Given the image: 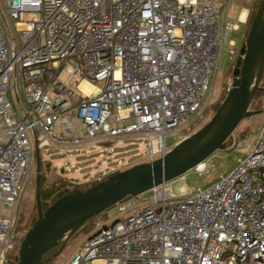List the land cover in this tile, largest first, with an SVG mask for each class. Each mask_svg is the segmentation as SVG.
<instances>
[{"label":"built area","instance_id":"1","mask_svg":"<svg viewBox=\"0 0 264 264\" xmlns=\"http://www.w3.org/2000/svg\"><path fill=\"white\" fill-rule=\"evenodd\" d=\"M0 3L3 264L34 144L76 149L137 136L145 140L144 163L163 157L171 133L204 120L217 45L231 53L229 35L240 22L235 15L221 23L232 0ZM19 76L26 110L18 106ZM227 147L241 151L242 143L231 136ZM211 167L208 158L191 171L206 175ZM186 174L146 192L145 202L117 204L120 217L97 223L68 264H264V124L213 184L188 191Z\"/></svg>","mask_w":264,"mask_h":264},{"label":"water","instance_id":"2","mask_svg":"<svg viewBox=\"0 0 264 264\" xmlns=\"http://www.w3.org/2000/svg\"><path fill=\"white\" fill-rule=\"evenodd\" d=\"M264 62V0L261 1L247 36L241 44L232 71L230 87L210 120L184 137L161 158L137 164L110 175L85 191L64 190L40 210V154H35V206L37 219L20 240L14 264H40L42 255L62 243L51 256L62 251L66 240L86 221L119 203L191 171L215 152L224 150L239 124L252 114L249 108L259 90Z\"/></svg>","mask_w":264,"mask_h":264},{"label":"rangeland","instance_id":"3","mask_svg":"<svg viewBox=\"0 0 264 264\" xmlns=\"http://www.w3.org/2000/svg\"><path fill=\"white\" fill-rule=\"evenodd\" d=\"M1 1V0H0ZM233 5L228 12L229 18L226 19V11L223 7L220 12L221 23L222 20L227 22H234L237 11L247 9L250 11L255 3V0H232ZM0 3V8H1ZM245 14V13H244ZM0 23L2 18L0 15ZM245 26V24H244ZM239 25V30L233 31L229 35V39L235 42L230 49L219 50L218 43L216 48V59L218 64L217 72L213 73V84L211 91L207 94L205 99L204 120L195 122L186 127L185 130L171 133L166 138V147L168 151L184 137L199 130L205 123H207L212 115L215 113V106L221 103L227 89L230 87L232 81V71L234 69L235 61L241 44L245 40L244 31L246 27ZM9 35V31L6 30ZM218 39H222L221 32L218 34ZM231 57V59H230ZM17 83L18 106L26 110L27 107L23 99L22 79L19 76ZM253 104V105H252ZM249 111L251 116L243 120L232 136L239 139L242 143L240 150H230L227 147L221 151L215 152L209 157V164L212 165L210 172L206 175H198L193 171L186 174L182 185L188 191H194L196 188H205L213 184L220 175H226L231 172L237 164V159L242 157V153L246 152L254 144L255 138L258 136L260 129L264 124V68L259 83V90L257 91ZM263 108V109H262ZM40 154V177L43 176L42 185L53 186L55 189L57 185L63 183L64 180L74 184H85L91 181L102 179L110 174V170L115 168L117 170H125L137 164L144 163V156L146 154L145 140L142 137L126 136L116 139L109 143L91 144L78 148L65 149L55 146H46L39 149ZM35 155L19 198L18 222L15 226V238L11 242V248L8 251L17 255L20 240L28 231L31 220L36 217L35 206ZM175 181L169 182L173 186ZM41 189V187H40ZM150 194L145 193L139 196L140 202H145ZM120 217L119 206H114L108 211L91 218L92 227L83 231H77L72 235L65 244L62 253L51 259L48 264H68L71 257L80 250L83 243L88 236L96 228L97 223L103 225L110 224ZM7 261L5 258L4 262ZM3 262V264H4Z\"/></svg>","mask_w":264,"mask_h":264},{"label":"trees","instance_id":"4","mask_svg":"<svg viewBox=\"0 0 264 264\" xmlns=\"http://www.w3.org/2000/svg\"><path fill=\"white\" fill-rule=\"evenodd\" d=\"M261 1H262V0H255V3L253 4V7H251V9H250V11H249V13H248L247 20H246V23H245V26H244V27H246V29H245V31H244V35H245V37L247 36V33H248V30H249V27H250V25H251V23H252L253 17H254V15H255V13H256L258 7H259L260 4H261ZM263 68H264V62H263ZM219 105H220V104H219ZM219 105H216V106H215V109H214L215 112H216V110L218 109ZM252 105H253V104H252ZM227 145H228V141H227ZM40 169H41V166H40ZM119 171H122V170H118L117 172H119ZM117 172H115V173H117ZM115 173H114V174H115ZM40 175H41V174H40ZM110 175H112V174L106 175V176L103 177L102 179H99V180H96V181H91V182H88V183H85V184H74V183L68 182L67 180H64L63 183L57 185L55 189L52 188L53 186H46V187H44V186L42 185V181H43L44 178H43V176L40 177V187H41V189H40V204H41V205H40V210H41V212H42V211H45V210L48 208V206H50V205L52 204V199L56 196L57 193H59V192H63L64 190H69V191H71V190H75V189H79V190H81V191H85V190H87L88 188H90V187H92V186H94V185L100 183L101 181L105 180V179H106L107 177H109ZM36 219H37V212H36V217H35L34 219L31 220L30 224H28V227H29V228L32 226V224L35 222ZM17 220H18V218H17ZM17 222H18V221H17ZM17 222H16V223H17ZM16 227H17V226H16ZM91 227H92V222H91V220H88V221H86V222L84 223V225H83L78 231H80V230L83 231V230H85V229H87V228L90 230ZM76 232H77V231H76ZM74 234H75V233H74ZM74 234H73V235H74ZM70 237H71V236H70ZM70 237H69V238H70ZM69 238L66 240V242L69 240ZM66 242L64 243V247H63V249L65 248V244H66ZM61 245H62V243H60L59 245H57V246L54 247L53 249L48 250L47 252H45V253L42 255L41 263H40V264H48L49 261L51 260V259H50L51 256H52L53 254H55V253L60 249ZM63 249H62V251H63ZM62 251L59 252V254L62 253ZM59 254H58V255H59ZM15 256H16V255H14V253H11V252L7 253V255H6V259H7V261H5L4 264H14V258H15Z\"/></svg>","mask_w":264,"mask_h":264},{"label":"crops","instance_id":"5","mask_svg":"<svg viewBox=\"0 0 264 264\" xmlns=\"http://www.w3.org/2000/svg\"><path fill=\"white\" fill-rule=\"evenodd\" d=\"M237 15L236 17L238 16L239 17V22H240V25L241 26H244V24L246 23V20H247V16H248V10L247 9H242L240 11H237ZM245 13V14H244ZM245 15V17H243Z\"/></svg>","mask_w":264,"mask_h":264},{"label":"bare ground","instance_id":"6","mask_svg":"<svg viewBox=\"0 0 264 264\" xmlns=\"http://www.w3.org/2000/svg\"><path fill=\"white\" fill-rule=\"evenodd\" d=\"M243 17H245V15H244ZM80 88H81L82 90H84V92H86V93H89V92L92 90V88H91L86 82H83V83L80 85Z\"/></svg>","mask_w":264,"mask_h":264},{"label":"flooded vegetation","instance_id":"7","mask_svg":"<svg viewBox=\"0 0 264 264\" xmlns=\"http://www.w3.org/2000/svg\"><path fill=\"white\" fill-rule=\"evenodd\" d=\"M36 212H37V210H36Z\"/></svg>","mask_w":264,"mask_h":264}]
</instances>
